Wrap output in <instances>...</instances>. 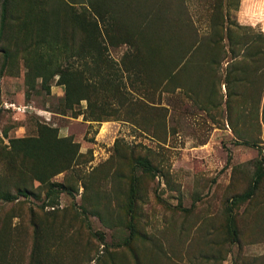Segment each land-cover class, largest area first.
<instances>
[{
  "label": "rangeland",
  "instance_id": "1",
  "mask_svg": "<svg viewBox=\"0 0 264 264\" xmlns=\"http://www.w3.org/2000/svg\"><path fill=\"white\" fill-rule=\"evenodd\" d=\"M113 1H8L0 192L33 193L0 199V264H264V175L233 202L264 168V68L226 92L210 34L220 2L237 46L264 33V0H129L93 21Z\"/></svg>",
  "mask_w": 264,
  "mask_h": 264
},
{
  "label": "trees",
  "instance_id": "2",
  "mask_svg": "<svg viewBox=\"0 0 264 264\" xmlns=\"http://www.w3.org/2000/svg\"><path fill=\"white\" fill-rule=\"evenodd\" d=\"M8 1L9 0H2L1 3V16H0V35L2 34L3 28L5 27V20H6V14H7V7H8ZM88 2H90L91 5H93V3L95 1L98 0H87ZM125 2L126 5L131 4V2H129V0H114L112 3H109V7L105 8V9H97L94 8V19L98 20L99 22V15H96V13H103L105 16V13L111 14V13H119L120 12V7L124 8L121 4L122 2ZM87 2V3H88ZM224 2H220L219 6H217V8L219 9V12L217 13V16L220 15V23H211V32L210 34L212 35V37H214L212 39V43L214 42H225V48H226V52L229 53L230 55V59L227 60V67H226V72L224 75V79H223V84H225V87L227 86L226 92L229 93V83H235L237 81H243L245 79V75H247L246 72H248L250 69H252V66L255 70H258V65L259 63L263 65L264 68V33L262 31L259 32H253V33H243L242 35H244L245 38H247L248 40H246L241 47L237 46L240 41H238L241 37V34H239V38L238 37V30L240 29H244L246 27L238 24L236 21L235 22H231L229 21V17L227 15V8H225V12L224 14L221 13L222 11V7ZM227 7L229 8V2L227 3ZM94 6V5H93ZM237 9V7L235 8V10ZM103 17V16H102ZM244 27V28H243ZM250 29L251 28H247ZM95 30V28H94ZM101 31H103L101 29ZM238 47H239V51H238ZM196 47H194V51H195ZM190 54L192 53L191 51H189ZM4 57H7V52H4ZM190 57V56H189ZM237 58H239V62H233L235 61ZM210 64L217 63V58L215 57H211L209 58ZM205 62V61H204ZM232 63V64H230ZM206 64V63H205ZM261 72V70H259ZM250 72V71H249ZM238 74V75H237ZM242 74H244V78L241 76ZM264 82V81H263ZM61 84L65 85V94L67 95L69 93V86L68 84L62 82ZM227 96V93H226ZM83 99H87L85 97H81L79 98V100H83ZM229 120V119H228ZM138 164L141 165V167L143 169H145L146 167H150V163L148 161H143L140 160V158L138 159ZM152 168V166H151ZM264 175V168H258L257 170V174L256 177L253 180L252 186L250 187V189L242 194L236 195L233 197V202H241L245 199L250 198L254 192L255 189L261 179V177ZM41 179V178H40ZM69 190L65 185L63 184H55V183H49V187L48 190L46 192L47 195H49L52 191L56 192V191H67ZM33 192L27 190L26 188H18L16 193H11V192H0V199H3L5 201H13L16 200L18 198V196H23V197H29ZM130 231H131V235L134 234V224L131 223L130 224ZM236 231V230H234Z\"/></svg>",
  "mask_w": 264,
  "mask_h": 264
}]
</instances>
